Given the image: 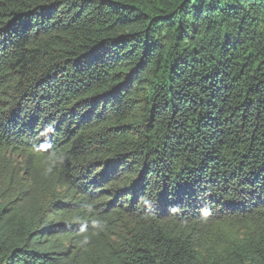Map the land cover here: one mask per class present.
Here are the masks:
<instances>
[{"label":"trees","instance_id":"trees-1","mask_svg":"<svg viewBox=\"0 0 264 264\" xmlns=\"http://www.w3.org/2000/svg\"><path fill=\"white\" fill-rule=\"evenodd\" d=\"M0 264H264V0H0Z\"/></svg>","mask_w":264,"mask_h":264},{"label":"clouds","instance_id":"clouds-1","mask_svg":"<svg viewBox=\"0 0 264 264\" xmlns=\"http://www.w3.org/2000/svg\"><path fill=\"white\" fill-rule=\"evenodd\" d=\"M144 203L148 204L149 202L147 200H145ZM88 210L89 211L92 210L90 205L88 206ZM200 213H201L202 216L206 217L207 215H209L211 213V209L208 208V207H204V208L200 209ZM97 226H101L102 227V222L101 221L94 222L93 227H97Z\"/></svg>","mask_w":264,"mask_h":264}]
</instances>
